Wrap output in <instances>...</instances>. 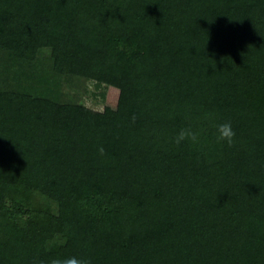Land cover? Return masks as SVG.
<instances>
[{
	"label": "trees",
	"instance_id": "16d2710c",
	"mask_svg": "<svg viewBox=\"0 0 264 264\" xmlns=\"http://www.w3.org/2000/svg\"><path fill=\"white\" fill-rule=\"evenodd\" d=\"M67 256L264 264V0H0V264Z\"/></svg>",
	"mask_w": 264,
	"mask_h": 264
},
{
	"label": "clouds",
	"instance_id": "9594fccd",
	"mask_svg": "<svg viewBox=\"0 0 264 264\" xmlns=\"http://www.w3.org/2000/svg\"><path fill=\"white\" fill-rule=\"evenodd\" d=\"M201 131H196L192 127L181 128L175 137L173 143L177 146L181 145L185 141H190L193 144L200 142ZM236 132L234 131L230 122H224L216 125V140L218 143L226 144L228 147H232L235 143ZM103 154V148L100 149ZM49 264H90V261L78 256H67L62 258H53Z\"/></svg>",
	"mask_w": 264,
	"mask_h": 264
},
{
	"label": "rangeland",
	"instance_id": "374dc122",
	"mask_svg": "<svg viewBox=\"0 0 264 264\" xmlns=\"http://www.w3.org/2000/svg\"><path fill=\"white\" fill-rule=\"evenodd\" d=\"M81 86L79 100L82 104L93 111L115 113L118 98L116 89L90 82Z\"/></svg>",
	"mask_w": 264,
	"mask_h": 264
}]
</instances>
